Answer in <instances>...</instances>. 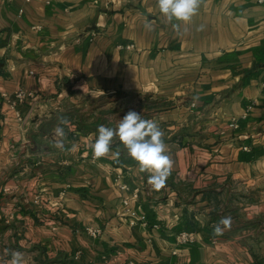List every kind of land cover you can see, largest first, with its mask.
Instances as JSON below:
<instances>
[{"label":"crops","instance_id":"0c3cea01","mask_svg":"<svg viewBox=\"0 0 264 264\" xmlns=\"http://www.w3.org/2000/svg\"><path fill=\"white\" fill-rule=\"evenodd\" d=\"M186 28L156 0H0V264H264V2L202 0ZM115 94L164 132L158 191L118 139L93 158Z\"/></svg>","mask_w":264,"mask_h":264},{"label":"clouds","instance_id":"9594fccd","mask_svg":"<svg viewBox=\"0 0 264 264\" xmlns=\"http://www.w3.org/2000/svg\"><path fill=\"white\" fill-rule=\"evenodd\" d=\"M202 0H156L160 14L171 25L173 32L179 33L182 26L191 23L197 15ZM177 23H173V21ZM150 27V25H145ZM59 123L54 129L55 140L53 146L60 151L65 150L66 133L63 126L70 125L65 117L58 118ZM123 145L127 156L134 160L140 173H147V184L152 190H160L166 186L171 175L173 160L168 155V146L164 140V132L157 121L144 119L142 114L129 110L115 128L101 124L94 136V142L89 147L93 158L100 159L112 156L117 160L121 150L112 151L114 140ZM78 144L72 143L70 152H76ZM232 227L230 216L222 217L218 223L213 225V234L221 236ZM11 258L6 264H25L24 254L19 251H11Z\"/></svg>","mask_w":264,"mask_h":264},{"label":"built area","instance_id":"2783aa9c","mask_svg":"<svg viewBox=\"0 0 264 264\" xmlns=\"http://www.w3.org/2000/svg\"><path fill=\"white\" fill-rule=\"evenodd\" d=\"M259 2H264V0H258ZM262 84L264 86V80L262 81ZM28 94H26L23 90L19 89L17 91H15L13 93V95H7V99L10 103V105L12 107H15L17 105V102L22 101L25 97H27ZM232 126H237V123L235 121H232L230 123ZM121 188H126L125 185H122ZM137 194L134 193V196H136ZM126 201V200H125ZM127 210H129V208H127ZM131 224H135L136 223V219L133 218L132 220H130ZM156 226V224H155ZM86 231L91 234V235H98L101 231L100 228L98 227H92V226H87L86 227ZM194 239V233L191 231H181L178 233L177 235V241L179 244H183L186 242H190L193 241Z\"/></svg>","mask_w":264,"mask_h":264},{"label":"rangeland","instance_id":"374dc122","mask_svg":"<svg viewBox=\"0 0 264 264\" xmlns=\"http://www.w3.org/2000/svg\"><path fill=\"white\" fill-rule=\"evenodd\" d=\"M113 99L111 100V105H113V107H115V109L118 110L119 114H121V112H127L129 110H131V108H133L132 106V103L133 101L132 100H128V99H118V96L115 94L113 97ZM148 101V100H147ZM99 102L101 103V105L103 106H106V105H109L107 104V99H103V102H102V99H99ZM151 106V105H150ZM103 108V107H102ZM99 112V111H98ZM118 115V114H117ZM111 116L112 113H111ZM116 117V115H115Z\"/></svg>","mask_w":264,"mask_h":264}]
</instances>
